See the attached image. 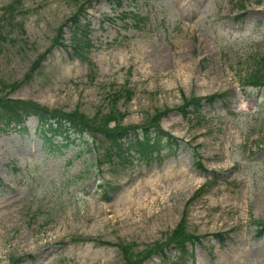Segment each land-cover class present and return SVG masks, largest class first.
<instances>
[{
  "label": "rangeland",
  "instance_id": "obj_1",
  "mask_svg": "<svg viewBox=\"0 0 264 264\" xmlns=\"http://www.w3.org/2000/svg\"><path fill=\"white\" fill-rule=\"evenodd\" d=\"M120 1L89 0L74 22L77 0H21L0 24V96L89 117L116 108L120 124L170 107L160 122L181 145L107 158L101 134L45 144L34 115L0 128V264H127L119 242L144 250L184 214L203 239L167 264H264V85L244 81L264 55V0ZM216 92L185 117L175 107Z\"/></svg>",
  "mask_w": 264,
  "mask_h": 264
},
{
  "label": "trees",
  "instance_id": "obj_2",
  "mask_svg": "<svg viewBox=\"0 0 264 264\" xmlns=\"http://www.w3.org/2000/svg\"><path fill=\"white\" fill-rule=\"evenodd\" d=\"M88 1L89 0H84L82 2L77 0L78 7L73 13L71 20L74 22L79 21V15L85 9V5ZM110 1L118 5L122 3L120 0ZM20 3L21 0H13L8 5L1 7L2 15H0V24L5 22V20L2 21V18L5 17L4 15L9 12H11L12 15L13 12L18 10ZM87 29V24L83 27L77 26L72 40L76 44L75 48L81 46L80 44L82 42L83 44L89 42L90 38ZM57 37L61 38L59 32ZM55 43H59V40L55 39ZM71 44H73V42ZM255 59L257 65L246 75L244 81L256 86L264 85V55L259 54ZM33 69L34 66L31 68V71ZM125 92L128 96V91L126 90ZM223 94L222 92L205 95L195 94L191 96L184 94L182 102L175 105V107L178 108L185 117L190 111H198L203 103H212L216 99V96H221ZM110 109L111 111L106 115L89 117L84 112H79V110L61 112L55 109H48L47 107L32 102H22L21 100H12L0 96V124L2 125L0 128L6 130L12 125L23 126L22 124L25 119L30 115H34L37 119V130L44 138L45 144H50V140L53 137H59L62 140L59 147L62 148L71 142V132L75 133L77 137L89 134L96 137L101 134L100 141L104 148L103 154H105L107 158L117 155L120 159H124L131 153V150H138L143 157L145 156L151 159L154 156V151L156 152V156H160L163 148L166 147L168 152L174 154L181 145L180 141L183 138H179L177 135H174L161 126L160 120L163 114L170 110V107L164 108L163 111L157 110L142 123L131 124H120L118 120H115L117 118L115 116L117 112L115 110L116 108ZM112 119L115 120L113 125L110 123ZM55 148L58 149L57 147ZM194 153L197 155L198 151L195 150ZM197 158L196 164L201 166V160L199 157ZM204 186L205 183L199 186L193 193L192 198L199 196ZM185 222L186 216L184 214L177 225L169 231L166 238L151 243L148 248L144 250L134 252L132 248H130L132 246L131 242H119V247L122 250L123 257L127 264H141L152 253L157 254L162 262L167 264L171 259L168 255L171 248H175L178 251L177 254H175L176 258L172 260L173 263L177 261L176 259L182 257V255L184 258L186 255L191 256L192 251L188 249L187 243L195 244L196 242H201L203 235L189 231ZM254 222L257 224L256 228L258 234H262L264 232V220L254 219ZM216 233L217 236L220 237L223 235V233L220 232ZM20 260L21 259H16L15 262ZM183 260L184 259L181 261Z\"/></svg>",
  "mask_w": 264,
  "mask_h": 264
}]
</instances>
